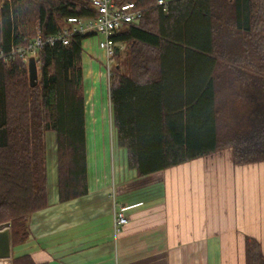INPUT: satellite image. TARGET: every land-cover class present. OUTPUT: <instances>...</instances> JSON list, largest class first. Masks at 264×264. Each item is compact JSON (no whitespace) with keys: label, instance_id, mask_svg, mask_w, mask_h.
<instances>
[{"label":"trees","instance_id":"1","mask_svg":"<svg viewBox=\"0 0 264 264\" xmlns=\"http://www.w3.org/2000/svg\"><path fill=\"white\" fill-rule=\"evenodd\" d=\"M134 1L142 17L119 29L126 43L110 83L112 123L139 176L227 148L236 164L264 162V0ZM92 0H0V49L46 40L70 17L95 16ZM45 43L38 84L17 54L0 57V224L14 246L28 218L48 202V132L57 141L60 201L89 191L83 42ZM116 55L120 48L115 47ZM14 264H36L30 255ZM246 264H264L262 243L246 239Z\"/></svg>","mask_w":264,"mask_h":264},{"label":"crops","instance_id":"2","mask_svg":"<svg viewBox=\"0 0 264 264\" xmlns=\"http://www.w3.org/2000/svg\"><path fill=\"white\" fill-rule=\"evenodd\" d=\"M100 41L83 42L85 80L103 51ZM85 97L88 193L60 201L54 138L49 204L29 216L25 243L14 246L10 233L11 257L0 264L23 255L36 264H246L247 237L264 251V162L236 164L227 148L139 176L124 158L115 163L109 95L90 88ZM118 206L129 222L116 233Z\"/></svg>","mask_w":264,"mask_h":264},{"label":"built area","instance_id":"3","mask_svg":"<svg viewBox=\"0 0 264 264\" xmlns=\"http://www.w3.org/2000/svg\"><path fill=\"white\" fill-rule=\"evenodd\" d=\"M92 4L96 10L95 16L89 18L70 17L61 31L49 36L46 40L38 36L28 44L12 45L9 53H5L0 49V57L10 60L20 54L26 61L29 56H34L38 59V50L45 43L53 45L61 41L64 44H68L70 36L73 34L93 37L102 35L103 39L99 42V48L108 56L109 76H111V58L114 56L116 45L112 40V36L126 25L137 22L142 17L144 10L137 8L134 1L118 5L115 4L114 0H92ZM169 4L170 1L168 0H157V5L161 6L164 11L168 10ZM125 208L124 206L114 208L113 227L116 233L120 231L123 225L129 222Z\"/></svg>","mask_w":264,"mask_h":264},{"label":"rangeland","instance_id":"4","mask_svg":"<svg viewBox=\"0 0 264 264\" xmlns=\"http://www.w3.org/2000/svg\"><path fill=\"white\" fill-rule=\"evenodd\" d=\"M171 1V0H168ZM99 39H103L102 35H97L96 36ZM129 48L127 47L126 49L120 48V54L116 55L114 53V56L111 58V72L112 75L109 76V69H108V64H109V59L107 54L104 51H101V54H98L96 57V68L91 69L90 65L88 69H90V73L86 74V80H85V90H89L90 88H97L98 92L101 94L106 95V100L108 101V95L110 91V83L112 81V78L115 73V67L120 66V63H122L123 59L126 57L128 54ZM39 63H38V68H39ZM121 69L124 72L128 73V69L125 67L124 63L121 64ZM85 77V74H84ZM85 79V78H84ZM104 100V99H103ZM110 101V97H109ZM110 111V109H109ZM112 116V115H111ZM54 138L56 139V134L55 132H48L47 137H46V146L48 149V158L51 156L52 149L54 147ZM110 141L112 142L111 148H112V154L115 160V163H119L121 160H126V163L128 164V159H127V151L125 148H122L119 145L118 142V135H117V130L116 127L114 126V123H112V130H111V137ZM10 228V225H9ZM11 233V229H10Z\"/></svg>","mask_w":264,"mask_h":264},{"label":"water","instance_id":"5","mask_svg":"<svg viewBox=\"0 0 264 264\" xmlns=\"http://www.w3.org/2000/svg\"><path fill=\"white\" fill-rule=\"evenodd\" d=\"M29 78L30 85L32 87L38 84V62L34 56L29 59ZM10 222L0 224V258L11 257V247H10Z\"/></svg>","mask_w":264,"mask_h":264},{"label":"bare ground","instance_id":"6","mask_svg":"<svg viewBox=\"0 0 264 264\" xmlns=\"http://www.w3.org/2000/svg\"><path fill=\"white\" fill-rule=\"evenodd\" d=\"M91 37H93V36H91ZM117 44V43H116ZM116 46V45H115ZM14 58V57H13ZM24 58V57H23ZM36 58V57H35ZM30 59V56L28 57V60ZM37 59V58H36ZM24 60H25V58H24ZM27 60V61H28ZM26 61V60H25ZM28 63H29V61H28Z\"/></svg>","mask_w":264,"mask_h":264}]
</instances>
